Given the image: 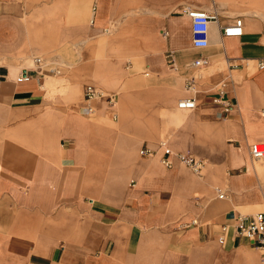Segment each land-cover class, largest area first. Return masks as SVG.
Wrapping results in <instances>:
<instances>
[{
  "label": "crops",
  "instance_id": "1",
  "mask_svg": "<svg viewBox=\"0 0 264 264\" xmlns=\"http://www.w3.org/2000/svg\"><path fill=\"white\" fill-rule=\"evenodd\" d=\"M186 7L215 15L207 48L194 47ZM75 9L85 17L76 27ZM236 18L243 35L225 36ZM102 36L115 51L97 61L91 46L82 49L80 71L91 83L81 107L48 103L44 74L61 71L36 52ZM30 57L35 66H18ZM200 58L209 61L207 73L195 75L191 62ZM126 59L149 70L140 110L147 116L154 101L175 108L196 99L194 109L179 107L192 110L188 117L174 109V122L188 121L171 140L142 145L157 151L143 159L137 137L128 140L129 156L110 150L115 131L87 117L119 120L120 100L138 113L130 94L110 90L128 75ZM261 61L264 0H0V264H264L263 250L238 228L241 216L264 212V159L250 151L264 144ZM168 67L180 74L177 87L159 88ZM84 78L75 71L65 80L82 86ZM88 85L102 96L88 101ZM218 96L232 108L215 102ZM134 119L149 131L150 116L124 118L122 129L136 126ZM163 147L203 160L202 173L176 156L166 167Z\"/></svg>",
  "mask_w": 264,
  "mask_h": 264
},
{
  "label": "rangeland",
  "instance_id": "2",
  "mask_svg": "<svg viewBox=\"0 0 264 264\" xmlns=\"http://www.w3.org/2000/svg\"><path fill=\"white\" fill-rule=\"evenodd\" d=\"M79 9H75L72 15L74 26L81 25L85 23V17L84 14L79 13ZM66 15L62 14L60 22L65 23ZM106 37H93L90 39L89 44H85L84 46H71L69 48H66L65 46H59V48H54L53 50H44L41 52H36V56L43 57L48 66L47 68L51 67H58V71H61L59 74H52V73H46L44 74V88L46 91V98L48 100V103H58L59 101L65 102V108L67 110H70L74 108L75 106H80L83 101V88L86 83H91V77L89 75H85L81 73V66L84 64V59L81 57V51L84 48H87L91 46V48L95 51V58L97 61H100V59H103L104 56H106L108 53L114 52L115 50H111L108 48V46L105 43ZM86 50V49H85ZM112 54V53H111ZM34 57L33 58H27V60H18L17 64L18 66H21L22 64L28 65L29 67L35 66L34 64ZM95 59V60H96ZM123 66L125 70L128 72V75L119 83V85L116 88L110 89L113 91H116L119 93L120 97L124 95V93H128L130 95L129 98L133 104H136V106H133L136 108L137 114H129V111L126 110L123 105L122 101L120 100V108H119V120H114L112 115L107 114L104 116L99 115H87L89 119L95 122H99L102 125H104L109 131H115V133H111L115 136V141L112 144L108 145V148L110 150L115 151H122L129 156L130 154V143L129 139L134 137L138 138V146H137V157L138 159L146 158L141 155L140 150L143 144H155L157 145L161 140H171L170 136L171 133L175 132L179 129L178 123L174 122L171 118V115H174V109L176 113H179L182 117H188V115L191 113L192 110H182L178 107L177 103H175V108L173 106H170L168 104H165L162 101H154V104L152 105V113L151 111H148V116H150V125H149V131L148 127L146 128L142 122H137L136 119L131 120L134 121L132 123H136V126L131 127H125V129L121 127V121L125 119L130 120V116L132 118L145 119V117H148L146 112H140V110L146 108V102L144 98V94L141 93L145 90L147 87V84H145V81L149 79V76H146V72H149L148 69H146L145 66L142 64H139L134 59L131 60H125L123 63ZM168 75L165 77L161 76L159 79L156 80V84L159 88L165 87V89H169L172 86L177 87L175 84H177V80L179 78V72L176 70H172L168 67ZM77 71L79 76L81 75L86 78H84V82L82 86H77L73 84L72 80H65L66 76L71 74L72 72ZM206 68L200 67L195 69V75L199 74H206ZM173 79V81H168L169 77ZM168 77V78H167ZM170 84V86L168 85ZM179 85V84H178ZM184 94V93H183ZM186 94V93H185ZM182 96V94L180 95ZM136 102V103H135ZM169 106V109H164L163 107ZM180 110L181 112H178ZM133 111V110H132ZM170 111V112H169ZM46 112V111H45ZM164 112H166L164 114ZM45 116L47 118L51 119L54 118L52 110H48L47 113H45ZM129 128L134 129L129 130ZM157 133V138L153 140L151 138L152 134ZM264 161V160H262ZM261 161V162H262ZM258 162L256 164L257 168H259L260 163ZM209 165V162H208ZM207 165V166H208ZM206 172V170L204 171ZM255 214V213H254Z\"/></svg>",
  "mask_w": 264,
  "mask_h": 264
},
{
  "label": "built area",
  "instance_id": "3",
  "mask_svg": "<svg viewBox=\"0 0 264 264\" xmlns=\"http://www.w3.org/2000/svg\"><path fill=\"white\" fill-rule=\"evenodd\" d=\"M184 11L191 18L192 21V40L193 45L196 48H207L211 42V22L214 20L215 15H212L207 10L186 7ZM244 33V24L242 18H236L231 24L224 29L225 36H241ZM171 56V65L176 68L175 61ZM40 67H43L44 61L41 57L35 59ZM209 65V61L205 58H200L191 62V67L200 68ZM261 68H264V61L259 63ZM51 71L58 72L56 68H51ZM28 78V76H25ZM192 83L188 84V87L192 88ZM223 93V91H221ZM85 96L88 101L99 98L102 96V92L92 85H88L85 88ZM215 102L224 103L226 110H230L232 105L229 102L222 100L221 96L215 98ZM179 107L183 109H194L196 107L195 98H184L179 101ZM88 112H94V107L90 106ZM164 148V156L162 157V163L170 168L174 164L173 156L179 158L182 162L187 164L195 173L201 174L205 167L203 160H197L191 155L174 153L170 148ZM251 155L255 160L264 159V144L254 143L250 148ZM157 153L156 150L145 147L141 150V154L144 156H153ZM226 194L220 193V197L224 198ZM239 234L248 240L252 241L258 248L263 250L264 257V212L257 213L252 216H241L238 222Z\"/></svg>",
  "mask_w": 264,
  "mask_h": 264
},
{
  "label": "bare ground",
  "instance_id": "4",
  "mask_svg": "<svg viewBox=\"0 0 264 264\" xmlns=\"http://www.w3.org/2000/svg\"><path fill=\"white\" fill-rule=\"evenodd\" d=\"M188 120L186 119V118H182V119H180V120H177V123H179V124H185L186 122H187ZM192 134V133H191ZM190 146V145H189ZM209 157V156H208ZM187 186V185H186ZM189 187H191V185L189 186ZM183 190V189H182ZM256 190V189H255ZM185 191V190H184ZM259 199V198H258Z\"/></svg>",
  "mask_w": 264,
  "mask_h": 264
}]
</instances>
